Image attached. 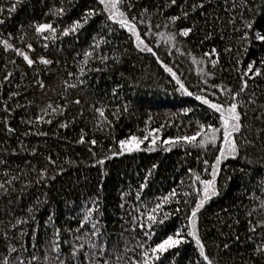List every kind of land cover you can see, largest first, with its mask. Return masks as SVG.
I'll use <instances>...</instances> for the list:
<instances>
[{"label":"trees","instance_id":"trees-1","mask_svg":"<svg viewBox=\"0 0 264 264\" xmlns=\"http://www.w3.org/2000/svg\"><path fill=\"white\" fill-rule=\"evenodd\" d=\"M0 9V264H133L138 244L170 235L181 243L154 264H208L187 232L203 199L196 176L211 179L204 161L215 163L221 140L178 138L220 126L196 95L230 103L237 92L238 152L221 159L218 195L200 207L195 231L211 264H264V0H121L151 52L99 0H0ZM46 23L56 31H35ZM253 61L259 76L245 75ZM133 136L139 150L119 154ZM157 203V221L168 215L149 240L138 224Z\"/></svg>","mask_w":264,"mask_h":264},{"label":"snow or ice","instance_id":"snow-or-ice-1","mask_svg":"<svg viewBox=\"0 0 264 264\" xmlns=\"http://www.w3.org/2000/svg\"><path fill=\"white\" fill-rule=\"evenodd\" d=\"M17 2H18V0H17ZM99 2L101 4H104L105 8L109 11V19L115 20V17L117 14L120 17H122L118 22H119L121 27H127L131 32H133V34L136 35V38L139 41V43L137 44V47L141 48L142 51L145 49L149 52L152 51V49L149 48L146 44H144L143 40L140 39L139 34L136 33L134 23H130L127 20V18L124 17V13L119 12L118 4L121 2V0H99ZM172 3H175V0H172ZM199 7H203V4L199 5ZM113 10H116V11H113ZM0 11H3V9H0ZM9 11L10 12L15 11V4L13 5V7L11 9H9ZM62 11H63L62 9L59 10V12H62ZM185 15H187V13H185ZM171 19L173 22H175V20L178 19V17H172ZM134 20H135V18H133V21ZM86 22H87V18H85L84 23H86ZM0 23H3V21L0 20ZM80 26H82L80 24V22H75L73 24L71 30L75 31L76 28H78ZM247 27L250 28L251 25L249 24V25H247ZM35 31L37 33H40V34H43L46 31L54 33L56 31V29L53 28L52 25L46 23V24H41V25L36 26ZM191 31H192V29H185V30H182L179 33V35L186 37L189 35V33ZM68 34H69V30L65 29L63 31V35H68ZM45 39H47V36H45ZM172 39H175V37H172ZM243 39H247V33H245V36L243 37ZM256 39L261 41V42H264V35L257 34ZM3 46H4L5 50L12 49V50L16 51V54L19 56H22L23 59L27 62V64L29 66H31L33 64V60L30 59L29 56L23 50L15 49L13 44L9 43L7 40L4 41ZM27 47L29 49H31L32 46L29 44V45H27ZM214 51L215 50H213V52ZM91 55H92L91 52L85 53V59H87V57L91 56ZM153 55H155V53H153ZM206 55H208V54H206ZM41 62L45 63V64L51 63V61H48L45 59H42ZM194 62H196L195 58H194ZM211 63L213 66H215L217 61L212 60ZM262 63H264V61H262ZM254 66H255V61L250 62L247 65V72L245 73V75H248L249 73H251L254 76L261 75V71L259 68H255V71H253ZM166 71L170 72L172 74L173 78H176L177 83L180 84V88L182 91L186 92V94L189 96L193 95V93L187 92V89H185L184 85L177 78L176 72H173V70L171 68H167V67H166ZM41 86H43V85H41ZM69 86L75 87V85H69ZM213 87H218V86L213 85ZM246 87H247V81L245 80L242 87H241V91H244V89ZM223 91L227 92L228 90L224 89ZM239 94H240L239 92H237L235 94L229 93V97L231 100L230 103H229V100H227V99L224 100L223 102H212L203 95H196L195 96L196 100L201 101L204 105H207L208 108L213 110L215 113H219L220 126L215 127L213 125H207V131L205 132V126L200 125L199 130L194 135L184 136V137L178 138V139H182L184 141H187L188 143H193L194 141H197V137L202 136V133H203V138L200 139L197 143H194L193 144L194 147H204L207 144H211L213 147H215L217 140L218 139L221 140V146L218 148L219 155L217 156L215 163L209 165L208 161H204V163L206 165L205 171L209 173V175L211 176V179L202 180L199 175L196 176L197 182L203 186L202 189H199V188L197 189V195H200V193L202 191L203 199H201L197 203L196 207L193 209V211L191 213L193 230H190L187 232L188 236H192L195 239V243L199 247L200 256L203 257V260L207 261L208 264H211V261L209 260V256L206 255L204 246L201 243L200 239L196 235V231H195L196 216H197V212L199 211L200 207L203 205L205 200L209 199L211 196L218 195V192H217L216 187H215V181H216V177L218 175V166L221 163V159L222 158L227 159L228 157L234 158L238 152V144H237L236 134L239 133L241 130V124H240V118L241 117L237 111L238 103L236 102V98L239 96ZM210 95L214 96L215 93H211ZM76 103H79V101H76ZM48 107L52 108V105H49ZM97 111L100 112L101 116L104 115L102 109H97ZM185 111L187 112L188 110H185ZM48 122L50 123L51 121H48ZM61 126L63 127L65 125H61ZM9 131H11V129H9ZM154 131H156V130H154ZM147 138H148L147 136L144 137V139H147ZM81 142H83V141H81ZM155 142H156L155 139H153L152 143L154 144ZM91 143L95 144L96 141L93 140V141H91ZM140 143H143V140H139L135 136L131 137L130 140L120 141L121 152L119 154H123V150H125V149H127V151L139 150V144ZM165 143H171L173 146H175L177 143V140H171L170 139L169 141H165ZM130 145H134V147L130 146ZM104 162H105L104 160L98 161V163L101 165H103ZM209 168L211 169L210 172H209ZM6 183H10V181H7ZM0 189L7 191L4 183H0ZM170 195L174 196L175 190H173V192ZM185 195H187V194H185ZM163 199H164V202L167 203L169 200V197L166 196ZM160 207H161V205L159 203H157L156 206L152 207L151 210L147 213V221H148L147 225H145L143 222H139V224H138L140 229L142 231H144V235L149 240L152 238V235L154 234L152 231V226L154 224H157V223L162 224L164 222V219H167L168 214L165 213L164 219L157 221V216L155 215V213L157 212V209H159ZM90 216H91V211H89L88 214L84 216V220L88 221ZM92 226L94 229H96V231H98L95 224H93ZM251 230L255 231V227H253ZM175 235L177 237H179L180 233L177 232ZM180 243H181V239L174 238V236H172V235L168 236L161 243L155 244L154 246H148L147 248L144 247V243H140V244H138V246L140 248H142L143 251L140 254V259L137 261H134L133 264H154L155 261H158L160 259L159 254L167 252L170 248L176 247ZM57 247H58V245H57ZM225 247H227V246H225ZM258 250H264V249H258ZM12 251H15V249L13 248ZM3 264H10V261L7 257L3 258ZM21 264H22V262H21ZM105 264H107V261H105Z\"/></svg>","mask_w":264,"mask_h":264},{"label":"rangeland","instance_id":"rangeland-1","mask_svg":"<svg viewBox=\"0 0 264 264\" xmlns=\"http://www.w3.org/2000/svg\"><path fill=\"white\" fill-rule=\"evenodd\" d=\"M104 5V4H103ZM105 7V6H104ZM105 10H106V12L109 14V11L105 8ZM113 11H116V10H113ZM115 19L117 20V21H119L121 18H120V16L117 14L116 15V17H115Z\"/></svg>","mask_w":264,"mask_h":264}]
</instances>
